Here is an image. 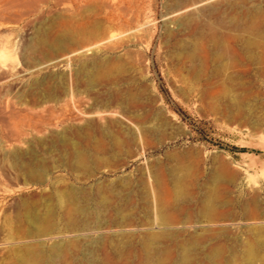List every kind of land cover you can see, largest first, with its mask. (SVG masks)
<instances>
[{"label":"rangeland","instance_id":"obj_1","mask_svg":"<svg viewBox=\"0 0 264 264\" xmlns=\"http://www.w3.org/2000/svg\"><path fill=\"white\" fill-rule=\"evenodd\" d=\"M252 17L264 32V0H0V264H21L25 248L42 264H176L178 244L204 232L199 250L221 246L220 264H264V41L218 25L238 19L242 29ZM209 27L229 52L242 34L256 41L263 62L219 66L202 36ZM95 61L110 81L86 89L76 73ZM124 118L140 141L126 142ZM87 122L79 163L51 139ZM104 131L125 142L115 146ZM176 174L190 202L174 207ZM151 186L171 224L152 219ZM212 190L223 216L197 222ZM254 212L259 219H248ZM168 230L175 243L157 240L173 253L147 257L146 234ZM198 255L186 264H204Z\"/></svg>","mask_w":264,"mask_h":264},{"label":"bare ground","instance_id":"obj_2","mask_svg":"<svg viewBox=\"0 0 264 264\" xmlns=\"http://www.w3.org/2000/svg\"><path fill=\"white\" fill-rule=\"evenodd\" d=\"M235 1H241L242 2L244 0H235ZM239 4H241V3H239ZM231 5H232V3H231ZM243 7L241 6V8H243ZM193 8H195V7H193ZM211 9H213V8L211 7ZM218 9H220V8H218ZM245 9H244V11H245ZM196 10H197V8H196ZM212 11H214V9ZM256 11H257V9H256ZM214 12H217V11H214ZM246 12H248L247 9H246ZM253 13L255 14L256 12L254 11ZM249 14H251V13H249ZM187 16L190 17V15H187ZM250 16H252V15H250ZM234 18L236 19V17H234ZM106 19H108L109 22H114V18L112 16H110V17H108ZM188 19H191V18H188ZM227 19H229V18H227ZM235 19H230V20H226V21H222L221 20V21H219L218 25H222V26H224L226 28L234 29L236 31H241V32H244V33H251L256 38H258L260 41H264V32H262L260 30V24H259L257 19L252 17V19H250L249 22L242 29H240V26H239V25H241V23L238 22V19H237V21ZM183 21H184V19H183ZM241 22H242V20H241ZM116 23H117L116 25L120 26V21H117ZM216 23H218V22H216ZM209 26H211V25H209ZM189 29H190V27H189ZM209 29H208L209 32L207 34H205V35H202V36H203V38L206 37L207 41L209 43H212L213 51H214V53L212 55L214 57L213 60L215 62H217V63L218 62H222L224 58H226L228 60L231 59L232 63L230 64L231 65L230 67H232V68H234V67L237 68V66H242V65L244 66L247 63H254V62L255 63L256 62L262 63L263 62L262 57L259 58V57L255 56V54H254L255 52H253V50H252L253 48H257V47L260 48L258 46V43H256V41H253V40H250V39H242L241 36L243 34L240 33V34H242L240 37L238 36L239 37L238 40L240 42V48L238 50H236V49H232L233 48L232 47L231 48L232 53H230L231 52V51L229 52L230 49L228 50L227 46L224 43L225 42L224 41L225 39L223 38L224 36L222 37L220 35L221 33H218V31L215 28H213V27H209ZM190 30H192V29H190ZM91 35H94V32H92ZM196 36L198 37V35H196ZM199 37H201V36H199ZM43 43L44 44H49L51 46L52 45L53 46H59V45L62 44L61 41H58V42L55 41L54 43L53 42L51 43L50 41H48V39L43 41ZM261 52L264 53V47H262ZM188 59L191 62H194V63L196 62L197 63V61H198V51H197L196 47H193L189 51ZM102 64H103L102 61L91 62L90 65H87V66L84 65L77 71V73H76L77 76L81 75V74H84L86 76V81L84 83V87L86 89L93 88L94 85L97 82H99V81L100 82L102 81V82H105V83L106 82L108 83L110 81V77H111L112 71H111V69L109 67H104L103 70L100 71V72L98 70H96L98 67H101ZM201 65L202 64L200 63L199 66H201ZM218 65L220 66L219 63H218ZM221 70H220V68H216L214 70V73H213L214 78H217L218 76H220ZM214 83H216V82H214ZM214 85H216V84H214ZM47 89H49V88H47ZM51 89L49 91H51ZM47 91H46V93H47ZM220 92H221V90L216 86V91L215 92H211L209 90L208 91V95L212 97L213 94H217V93H220ZM49 94H52V92H50ZM45 95H47V94H45ZM217 95H219V94H217ZM110 100L111 99H107L106 102L110 103L111 102ZM233 106L235 107V109L237 110V113H238V111L244 106V101L237 99V101L235 100V102H233ZM129 118H124L125 122L127 124H129V125H128V127H125L124 129H121V130H123L122 135L123 134L125 135L124 138H125L126 142H128V143L131 142V141H134L135 137L140 141L142 133L133 124V122ZM122 120H123V118H122ZM89 124H91V122H87V124L81 129H75V130H70V131L69 130H65L60 135L53 137L51 139V141H52L53 144H55L56 147H58L60 150H62L65 153V155H67V153H70V156H73L80 163L83 160L82 158H84V153H83V150H81L82 148L80 147V145L82 143H84L86 145L87 143L90 142V140H89L90 135H89V133H87V132H90V131H87V130H89V127H88ZM253 126H256V125L253 124ZM104 132L106 133L107 137L111 138L112 143L115 146L117 144H119V142H120V144H121V142H125V141H119V139L116 136L110 135L106 131H104ZM72 135H74L77 138V141H74V140L72 141L71 138L68 137V136H72ZM92 143L95 144V146L98 147V148H101V149L104 148V146L101 143L98 144L96 141H93ZM171 173H172V171H171ZM171 173H170V175H171ZM178 176L179 175L176 174V176H174L175 178H173L172 181L170 180L173 183L174 193H175V198H174L175 204H174V207H177L179 203H185V202L188 203V202H190L188 195L184 194V192L182 190L183 189L182 185H183L184 178L182 179V177H181V179L179 180L177 178ZM225 180H227V179H225ZM212 191H209V192L205 191L206 193H203V196L201 198V201L199 203V207H198V210H197V219H198L197 222L218 221L223 216L222 215L220 217L219 215H221V214H216L215 208H216V206L218 204H221V203H219V200H218V197H217L216 193L214 191L213 192ZM150 196H151V203L150 204H151V210H152V214H151L152 219L154 221L158 222L159 227H163V225H166V224H171L172 223V219L169 216H165L164 215V209H166L167 207H165L164 204L159 201V199H158V197L156 195V192H155V190H154V188L152 186L150 188ZM248 216H250L248 219H259V217H260V215L256 214L255 212L252 215L248 214ZM71 220H73V222H76V218L75 217L71 218ZM36 222H37V220H36ZM163 229H167V227H165ZM208 237H210V236L208 234H205V232H204V233L200 234L199 238L192 237V238L186 240L184 243L178 244V246H177L178 247L177 254H178L179 257H178V260H177L176 264H186L191 259H194L195 258L194 256L195 255L197 256L198 254L203 256L202 259H204V264H220L219 260L222 258V255H223V249H222L221 246L215 245V246L210 247L207 250H201V251L199 250V247L202 246V242L204 240H206V238H208ZM159 238L163 239L164 241H167L168 244H172V243H175L176 234L173 231H169V230L168 231H163V233H161L160 235L157 234V233L148 232L146 234V240L143 242L142 248H143L144 253L150 259H156L160 255H162V256L164 255V257L169 258V256L173 253L169 249L170 245L166 246V249L159 246V245H161L160 243H162L161 241L157 240ZM204 245L205 244H203V247H204ZM248 246H249V250H250V255H252L254 258H256L258 256V253H259L258 247L256 245L250 243V242H249ZM259 248H261V247H259ZM24 251L25 252H22L21 254H18L21 264H42L43 263L44 259L42 257V254L34 253L29 248H25ZM26 257H30V258H26ZM250 260L253 261L254 259L251 258Z\"/></svg>","mask_w":264,"mask_h":264}]
</instances>
